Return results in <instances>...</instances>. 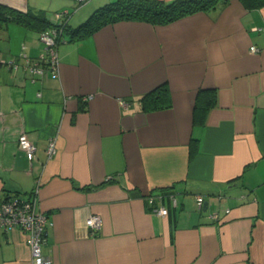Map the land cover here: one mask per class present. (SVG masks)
Masks as SVG:
<instances>
[{
	"label": "crops",
	"instance_id": "0c3cea01",
	"mask_svg": "<svg viewBox=\"0 0 264 264\" xmlns=\"http://www.w3.org/2000/svg\"><path fill=\"white\" fill-rule=\"evenodd\" d=\"M113 1L0 0L50 23L71 12L56 75L23 68L43 51L40 28L0 21V201L29 199L40 181L49 264H264V5L78 31ZM163 84L170 107L143 109ZM161 189L177 201L156 200L164 215L145 199ZM93 213L96 231L85 225ZM32 260L24 231H0V264Z\"/></svg>",
	"mask_w": 264,
	"mask_h": 264
},
{
	"label": "built area",
	"instance_id": "2783aa9c",
	"mask_svg": "<svg viewBox=\"0 0 264 264\" xmlns=\"http://www.w3.org/2000/svg\"><path fill=\"white\" fill-rule=\"evenodd\" d=\"M78 2L84 0H77ZM71 12L69 10H61L54 14L51 26L40 31L38 39L43 45V51L35 60L28 59L25 55V64L23 68L29 75L45 76L48 70H51L53 75L58 72L59 58L57 47L63 40L64 30L68 24ZM249 50L256 51L255 46H250ZM8 66L16 69L18 63L8 61ZM40 95V93H38ZM91 97V95H89ZM18 146L22 149L28 158L32 161L36 158V146L28 140L23 134L19 136ZM56 152V137L48 140L45 148L46 159H50ZM40 181H36L33 188L32 196L29 199L21 195L9 197L6 200L0 201V231L8 230L13 227H19L27 234V243L32 253L33 264H49L50 258L42 253V244L47 237V228L50 225V219L46 213L41 211L37 206V195ZM146 198L152 203L153 196L149 193ZM171 202L175 205V195H171ZM159 200V198H158ZM203 203V198L200 195L196 196V204L200 208ZM155 213L164 215L167 213L165 205L160 204L155 206ZM85 225L96 231L102 225V219L98 214H90L85 219Z\"/></svg>",
	"mask_w": 264,
	"mask_h": 264
},
{
	"label": "trees",
	"instance_id": "16d2710c",
	"mask_svg": "<svg viewBox=\"0 0 264 264\" xmlns=\"http://www.w3.org/2000/svg\"><path fill=\"white\" fill-rule=\"evenodd\" d=\"M243 5L247 7H258L264 5V0H240ZM229 0H115L113 2L104 4L93 11L87 23L81 25L78 31L90 32L96 25L105 22H114L119 20L143 21L151 24H166L179 19L183 16L198 12V11H212L221 8L227 4ZM24 22L26 25H32L40 28V31L51 26V23L44 20L43 14H28L21 13L0 3V21L7 19ZM43 22V24L41 23ZM43 26V27H42ZM68 30V24L64 30ZM142 107L145 110H157L168 108L171 105L169 89L163 84L154 90L144 94L142 97ZM212 97L208 99V103L202 108L205 110L211 104ZM154 200L150 203L155 208L156 200L167 199L170 200L174 191L171 189H161L156 192H149ZM145 199H147L145 197ZM170 202V201H169ZM168 202V204H169ZM163 204V203H162ZM157 206V205H156Z\"/></svg>",
	"mask_w": 264,
	"mask_h": 264
},
{
	"label": "water",
	"instance_id": "95a60500",
	"mask_svg": "<svg viewBox=\"0 0 264 264\" xmlns=\"http://www.w3.org/2000/svg\"><path fill=\"white\" fill-rule=\"evenodd\" d=\"M204 206H205V203H204Z\"/></svg>",
	"mask_w": 264,
	"mask_h": 264
}]
</instances>
